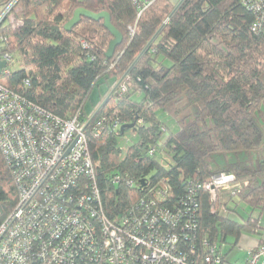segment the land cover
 I'll use <instances>...</instances> for the list:
<instances>
[{"label": "trees", "instance_id": "16d2710c", "mask_svg": "<svg viewBox=\"0 0 264 264\" xmlns=\"http://www.w3.org/2000/svg\"><path fill=\"white\" fill-rule=\"evenodd\" d=\"M179 2L155 0L139 17L133 0H19L0 24V58L9 52L13 61L17 54L20 67L3 69L0 81L60 117L91 119L86 132L110 219L135 212L156 188H170L173 208L191 180L234 174L239 193L227 203L228 190L198 189L197 228L190 235L197 247L202 237L219 242L222 256L238 264L228 258V238L235 247L243 232H254L256 219L239 221L230 213L240 202L264 212V128L257 118L264 102V33L253 31L255 15L241 0H183L176 8ZM78 7L111 13L123 34L111 58L113 35L103 20L83 16L65 28ZM125 74L132 77L127 92H113L87 111L96 87L106 83L111 91ZM161 110L175 112L176 130ZM123 124L134 126L123 131ZM128 129L139 138L124 153L120 142ZM217 154L226 160L222 165ZM115 175L126 179L115 182ZM17 201L14 173L0 148V222Z\"/></svg>", "mask_w": 264, "mask_h": 264}, {"label": "built area", "instance_id": "2783aa9c", "mask_svg": "<svg viewBox=\"0 0 264 264\" xmlns=\"http://www.w3.org/2000/svg\"><path fill=\"white\" fill-rule=\"evenodd\" d=\"M18 1L0 6V24ZM133 1L140 17L155 0ZM241 1L255 15L253 31L264 33V0ZM2 59L13 56L5 52ZM87 126L78 115L60 117L0 81V148L18 190L16 206L0 222V264H232L219 242L202 237L197 247L190 232L197 228L198 189L228 190L227 203L239 193L234 174L191 180L173 208L170 188H156L135 212L113 220L104 210ZM248 255L246 264H264V242Z\"/></svg>", "mask_w": 264, "mask_h": 264}, {"label": "rangeland", "instance_id": "374dc122", "mask_svg": "<svg viewBox=\"0 0 264 264\" xmlns=\"http://www.w3.org/2000/svg\"><path fill=\"white\" fill-rule=\"evenodd\" d=\"M11 22L15 26L17 24V18H15V17L11 18ZM13 28H11V29L13 30ZM17 57H18V55L16 54L14 56V60L12 62H10L9 65L7 66V69L16 70L17 68L20 67V64H19V61L17 60ZM131 81H132V77L129 79L127 74H125L124 77H122L120 79V81H118V84H116L115 86L112 87L111 91L114 90V92H116V91L120 92V90L125 85L127 86L128 83H131ZM107 86H108V84L105 83V84H101L100 86H98L94 89L92 96H91V100L88 103L87 108H86L87 111L92 113V110L94 108V104H96L97 102H100L101 93H102L103 97L106 95ZM110 92L107 94V96L110 94ZM107 96H105V98ZM96 105H98V104H96ZM170 113L175 114V112H173L172 110H170V112L161 110L159 112V116L163 121L167 122V124L173 130H176L178 127V124H177L178 122L176 120L177 118L174 117L173 115H171ZM257 118L260 121L262 127L264 128V102L262 104L261 110L258 112ZM179 124H180V122H179ZM164 129L166 130V132L168 131L167 127H165ZM124 135H125L124 139L121 140L120 144L122 145L123 151L125 153L127 147L129 145L133 144L134 142H136L139 137H138L137 133L132 131L131 129L126 130ZM262 148H263V146H261L259 149L261 150ZM160 154H159V156H161ZM216 157L220 161L221 165L223 163H225L226 160L222 161V159H224V158L221 157L220 154H217ZM213 166L217 167L218 164L214 161ZM227 197H229V196L223 195L222 196V202L224 200H226ZM230 216L236 220H239V221H243L244 219H247L249 216H250V218H252V222L253 221L255 222V219H256V222H255L256 225L251 228V230L253 229L254 232H249V231L243 232L239 243L237 245H235V247H233V244L235 242V238L233 236H229V238H228L229 244L227 245L226 251L230 252L229 253V259L232 262H237L238 264H246V261H247L248 256H249L248 255L249 250L247 248V244L249 243V240H260V237L262 235V233H260V232L261 231L264 232V229H263L264 212L261 213L258 210H254L249 204H247L245 202H240L239 206L237 207V212L230 213ZM258 244L254 247L256 248L258 246ZM262 262L263 261H260L258 264H262Z\"/></svg>", "mask_w": 264, "mask_h": 264}, {"label": "water", "instance_id": "95a60500", "mask_svg": "<svg viewBox=\"0 0 264 264\" xmlns=\"http://www.w3.org/2000/svg\"><path fill=\"white\" fill-rule=\"evenodd\" d=\"M183 0H180V2L178 3V5L176 6V8L180 5V3ZM175 8V9H176ZM88 17L91 18L93 20L96 21H100L103 20L104 22V26L111 32V34L113 35V39L110 41L109 47L106 51V56L108 58H111L115 51H116V47L122 43L123 41V34L122 32L113 24L112 22V16L111 13L109 11L103 10L100 12H96L93 10H90L88 8L85 7H78L75 11L74 14L72 16V18L65 24V28L67 30H71L75 25H77L80 20L82 19V17ZM155 39L154 38L149 42V44L146 46V48L149 47V45L151 44V42ZM145 48V49H146ZM143 53V52H142ZM141 55V54H140ZM140 57V56H139ZM138 57V58H139ZM138 58L135 60V62L133 63V65L137 62ZM7 60L6 59H1L0 58V72L7 67ZM114 92V90H112L110 92V94L105 98V100L103 101V104L109 99V97L111 96V94ZM97 113V112H96ZM91 119L87 121V125L90 123ZM134 124H123L122 125V130L125 131L126 127H133Z\"/></svg>", "mask_w": 264, "mask_h": 264}, {"label": "crops", "instance_id": "0c3cea01", "mask_svg": "<svg viewBox=\"0 0 264 264\" xmlns=\"http://www.w3.org/2000/svg\"><path fill=\"white\" fill-rule=\"evenodd\" d=\"M172 2L174 3H177L179 0H171ZM110 91V88L107 86V90H106V95L109 93ZM104 96V97H105ZM103 98V95L101 93V97H100V100ZM100 102H97L96 104H99ZM96 104H94V106H97ZM259 243V240H249V243L247 244V248L248 250L251 249V248H254V246H256L257 244ZM228 258H229V255H228ZM237 263V262H236Z\"/></svg>", "mask_w": 264, "mask_h": 264}]
</instances>
